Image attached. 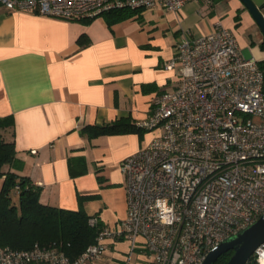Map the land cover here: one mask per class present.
Here are the masks:
<instances>
[{
    "label": "crops",
    "instance_id": "0c3cea01",
    "mask_svg": "<svg viewBox=\"0 0 264 264\" xmlns=\"http://www.w3.org/2000/svg\"><path fill=\"white\" fill-rule=\"evenodd\" d=\"M218 22L234 30L245 56H264V34L240 0L144 9L111 25L103 15L65 19L0 6V116L14 120L15 170L41 187L44 203L82 208L114 227L127 208L120 161L158 130L93 135L90 127L145 119L155 97L177 82L176 71L163 67L174 45ZM126 260L149 263L117 239L106 240L93 264Z\"/></svg>",
    "mask_w": 264,
    "mask_h": 264
},
{
    "label": "built area",
    "instance_id": "2783aa9c",
    "mask_svg": "<svg viewBox=\"0 0 264 264\" xmlns=\"http://www.w3.org/2000/svg\"><path fill=\"white\" fill-rule=\"evenodd\" d=\"M198 0H0L7 9L86 19L113 9L181 8ZM264 14V5L261 7ZM264 59L245 56L233 29L216 23L184 34L163 63L177 82L158 94L144 130H158L119 164L125 217L99 224L96 241L74 258L57 246L0 247V264H93L106 240L127 239L148 264H201L221 241L264 213ZM264 264V242L253 252ZM124 264H131L128 260Z\"/></svg>",
    "mask_w": 264,
    "mask_h": 264
},
{
    "label": "trees",
    "instance_id": "16d2710c",
    "mask_svg": "<svg viewBox=\"0 0 264 264\" xmlns=\"http://www.w3.org/2000/svg\"><path fill=\"white\" fill-rule=\"evenodd\" d=\"M261 7L262 5L260 10ZM135 12L136 10L119 8L102 15L111 25ZM236 20L239 21L238 15ZM80 39L81 36L79 41ZM261 47L264 48V42ZM13 126L11 115L0 116V247L28 249L37 242L40 245L57 246L70 258H74L88 245L95 243L101 223L91 224L92 216L82 208L65 209L44 203L40 199L41 187L15 170ZM90 130L93 135L145 131L128 118H120L102 126L92 125ZM232 253L233 250L222 253L213 264H225ZM246 264H257L253 255Z\"/></svg>",
    "mask_w": 264,
    "mask_h": 264
},
{
    "label": "water",
    "instance_id": "95a60500",
    "mask_svg": "<svg viewBox=\"0 0 264 264\" xmlns=\"http://www.w3.org/2000/svg\"><path fill=\"white\" fill-rule=\"evenodd\" d=\"M240 2L264 34V14H262L260 6L253 0H240ZM262 242H264V213L250 225L221 241L208 252L201 264H213L219 255L228 250H233V253L225 264H246L255 248Z\"/></svg>",
    "mask_w": 264,
    "mask_h": 264
},
{
    "label": "rangeland",
    "instance_id": "374dc122",
    "mask_svg": "<svg viewBox=\"0 0 264 264\" xmlns=\"http://www.w3.org/2000/svg\"><path fill=\"white\" fill-rule=\"evenodd\" d=\"M255 56L257 59H260V60L264 59V56L260 55V52H256ZM0 185H1V179H0Z\"/></svg>",
    "mask_w": 264,
    "mask_h": 264
}]
</instances>
